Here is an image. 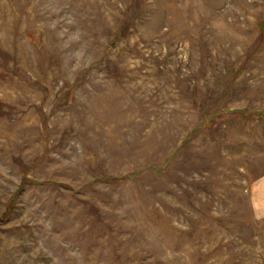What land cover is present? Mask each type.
Wrapping results in <instances>:
<instances>
[{
  "label": "rangeland",
  "instance_id": "374dc122",
  "mask_svg": "<svg viewBox=\"0 0 264 264\" xmlns=\"http://www.w3.org/2000/svg\"><path fill=\"white\" fill-rule=\"evenodd\" d=\"M0 264H264V0H0Z\"/></svg>",
  "mask_w": 264,
  "mask_h": 264
}]
</instances>
